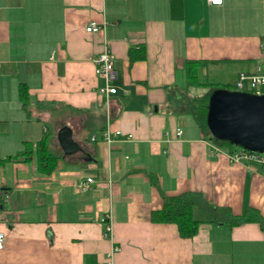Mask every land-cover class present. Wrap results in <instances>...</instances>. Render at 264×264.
Returning a JSON list of instances; mask_svg holds the SVG:
<instances>
[{
	"label": "crops",
	"instance_id": "1",
	"mask_svg": "<svg viewBox=\"0 0 264 264\" xmlns=\"http://www.w3.org/2000/svg\"><path fill=\"white\" fill-rule=\"evenodd\" d=\"M92 20L103 34L85 31ZM103 36L117 71L108 95L93 62ZM186 60L232 84L240 70L264 73V0H0V264H264L258 222H212L194 206L200 223L182 237L151 220L164 196L185 192L264 217V166L214 152L211 135L172 110L168 87H183ZM62 126L77 143L69 154ZM46 135L51 172L33 156L7 159Z\"/></svg>",
	"mask_w": 264,
	"mask_h": 264
},
{
	"label": "trees",
	"instance_id": "2",
	"mask_svg": "<svg viewBox=\"0 0 264 264\" xmlns=\"http://www.w3.org/2000/svg\"><path fill=\"white\" fill-rule=\"evenodd\" d=\"M129 61L133 62L145 57L143 47L135 50H128ZM201 61L186 60L184 63V85L179 87L173 85L168 87V96L173 106V111L188 113L193 118L196 125L204 132L210 134L207 126L206 116L208 112L209 96L215 89L224 88L235 90L234 84L224 81H209L205 78L207 72ZM200 87L202 92L193 94L191 88ZM19 97L24 105L29 103L27 91L24 87L19 88ZM213 143L224 148H238L228 140L218 139L210 136ZM241 148V147H239ZM35 158L36 166L39 171L49 173L56 165L57 155L49 150L47 135L36 142L34 148L31 144H26L25 149L8 157L7 159L28 160ZM6 159H0V164ZM197 206L209 214V221L228 222L229 224H239L241 222L254 221L264 226V217L259 211L252 207H246L244 211L237 215L234 214L229 206H216L211 204L199 192H185L174 196H164L160 208L151 211V220L156 223H174L178 233L182 237H191L197 230L200 220L194 218L193 207Z\"/></svg>",
	"mask_w": 264,
	"mask_h": 264
},
{
	"label": "water",
	"instance_id": "3",
	"mask_svg": "<svg viewBox=\"0 0 264 264\" xmlns=\"http://www.w3.org/2000/svg\"><path fill=\"white\" fill-rule=\"evenodd\" d=\"M206 121L211 136L264 153V93L215 89L209 96ZM57 140L65 153L76 151L69 126L58 129Z\"/></svg>",
	"mask_w": 264,
	"mask_h": 264
},
{
	"label": "built area",
	"instance_id": "4",
	"mask_svg": "<svg viewBox=\"0 0 264 264\" xmlns=\"http://www.w3.org/2000/svg\"><path fill=\"white\" fill-rule=\"evenodd\" d=\"M208 3L214 5H220L222 0H207ZM105 28V23H99L97 21H89L85 27V31L93 33L103 34ZM102 49L101 51L93 57V62L95 64L94 72L97 76H100L103 79L104 85L98 88V91L103 94L115 93L117 88L113 85V81L117 77V71L113 66V54L110 49L108 41L102 37ZM235 90L247 91L252 93H264V73H248L246 71L240 70L237 73L235 82L233 83ZM176 134L181 133L180 128H176ZM119 131H116L115 134H119ZM94 138L93 136L91 137ZM102 139L106 142H111V135L108 129L102 134ZM222 149H226L228 158L233 162H243L246 164L257 163L264 166V153H259L255 151H250L243 148H234L228 149L220 147L216 144L211 145V150L214 152H219ZM94 182L92 176H86L84 179H81L77 182L76 187L79 191H85L89 189L91 183ZM105 222V235H108L110 232L109 219H102ZM5 235L0 231V249L4 246ZM109 264L111 263V256H109Z\"/></svg>",
	"mask_w": 264,
	"mask_h": 264
},
{
	"label": "rangeland",
	"instance_id": "5",
	"mask_svg": "<svg viewBox=\"0 0 264 264\" xmlns=\"http://www.w3.org/2000/svg\"><path fill=\"white\" fill-rule=\"evenodd\" d=\"M233 71H234L233 68H229V70H227V73L228 74H232ZM205 74H206L205 78L207 80H209V81H219L221 79V76L219 75V73H216V72H213V71H211L210 73L208 72V74L207 73H205ZM191 89H192V93L193 94L200 93V92H202L204 90V89H202L200 87H193Z\"/></svg>",
	"mask_w": 264,
	"mask_h": 264
}]
</instances>
